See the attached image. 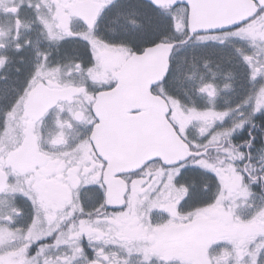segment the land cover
Instances as JSON below:
<instances>
[{"label":"snow or ice","instance_id":"snow-or-ice-1","mask_svg":"<svg viewBox=\"0 0 264 264\" xmlns=\"http://www.w3.org/2000/svg\"><path fill=\"white\" fill-rule=\"evenodd\" d=\"M0 264H264V0H0Z\"/></svg>","mask_w":264,"mask_h":264}]
</instances>
